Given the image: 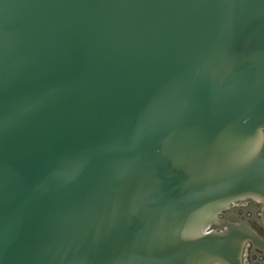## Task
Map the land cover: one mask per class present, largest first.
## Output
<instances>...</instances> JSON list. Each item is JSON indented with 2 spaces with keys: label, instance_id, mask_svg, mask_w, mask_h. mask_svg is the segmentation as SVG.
Returning <instances> with one entry per match:
<instances>
[{
  "label": "water",
  "instance_id": "obj_1",
  "mask_svg": "<svg viewBox=\"0 0 264 264\" xmlns=\"http://www.w3.org/2000/svg\"><path fill=\"white\" fill-rule=\"evenodd\" d=\"M0 264H264V0H0Z\"/></svg>",
  "mask_w": 264,
  "mask_h": 264
}]
</instances>
